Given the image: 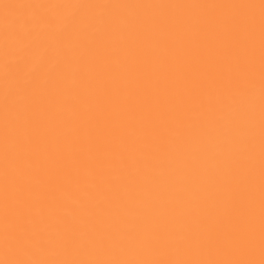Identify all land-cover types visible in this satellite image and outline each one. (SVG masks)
Returning a JSON list of instances; mask_svg holds the SVG:
<instances>
[{"label":"snow or ice","instance_id":"1","mask_svg":"<svg viewBox=\"0 0 264 264\" xmlns=\"http://www.w3.org/2000/svg\"><path fill=\"white\" fill-rule=\"evenodd\" d=\"M0 264H264V0H0Z\"/></svg>","mask_w":264,"mask_h":264}]
</instances>
